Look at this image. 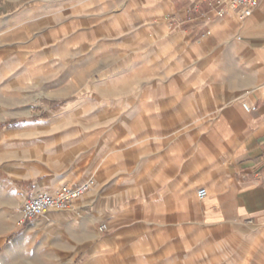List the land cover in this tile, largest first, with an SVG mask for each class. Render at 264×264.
Here are the masks:
<instances>
[{
    "label": "clouds",
    "instance_id": "obj_1",
    "mask_svg": "<svg viewBox=\"0 0 264 264\" xmlns=\"http://www.w3.org/2000/svg\"><path fill=\"white\" fill-rule=\"evenodd\" d=\"M0 264H264V0H0Z\"/></svg>",
    "mask_w": 264,
    "mask_h": 264
}]
</instances>
